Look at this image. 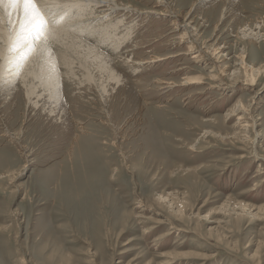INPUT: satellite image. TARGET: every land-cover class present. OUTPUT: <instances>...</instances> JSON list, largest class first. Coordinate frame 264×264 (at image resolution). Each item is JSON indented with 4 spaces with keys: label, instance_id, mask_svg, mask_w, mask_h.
<instances>
[{
    "label": "rangeland",
    "instance_id": "374dc122",
    "mask_svg": "<svg viewBox=\"0 0 264 264\" xmlns=\"http://www.w3.org/2000/svg\"><path fill=\"white\" fill-rule=\"evenodd\" d=\"M115 2L125 85L0 80V264H264V0Z\"/></svg>",
    "mask_w": 264,
    "mask_h": 264
},
{
    "label": "bare ground",
    "instance_id": "6f19581e",
    "mask_svg": "<svg viewBox=\"0 0 264 264\" xmlns=\"http://www.w3.org/2000/svg\"><path fill=\"white\" fill-rule=\"evenodd\" d=\"M115 1L116 0H38L41 17L45 21L43 29L40 30V35L38 37L35 35V30L39 21L34 20L31 16L26 19L23 13V5L0 4V80H4L5 82L19 75L17 80L19 81L20 79L19 82L25 89L27 98L30 100L32 94L35 93L36 87L34 81L38 78V72H45L42 74L45 76V80L49 84L52 83V85H55L56 82H59V80L61 81L58 65L63 68L67 67L66 70L70 72V69L72 70V68H70L72 64L71 56L74 54L77 58H80V63H82L83 66H88L92 71L98 72V75L97 73L95 75L87 74L84 78L86 81H89L95 85V87L99 88L102 96L104 95L103 93L108 91L107 86L113 89L114 85H125L124 83L120 84L122 80L121 75L112 69L111 65L107 62L109 56L104 55L102 51L99 50L100 45H105L107 42L110 51L116 53L122 49L126 43L133 41L136 37L134 31L137 21L133 23L134 20L128 18L127 15V20H125V18L124 20L122 18L112 19L111 12H117L115 14L118 15L124 10L128 14V9L131 8L118 5ZM105 2H109L108 6H110L111 10L108 11V9L104 7ZM194 4L195 1L192 3L191 7H193ZM101 5L102 9L97 8L101 7ZM131 9L132 11H136L133 7ZM136 12L149 13L148 10H137ZM178 18H181V16L176 15V19ZM22 25L25 26L23 31L21 29ZM91 35L94 36H92L94 41L93 45L87 40V38L90 40L88 36ZM53 51H55V53H53ZM214 53L211 54L210 58L214 57ZM55 54L60 55L58 58L60 63L53 57ZM28 55H30V58L27 59L26 57ZM118 56L122 57L119 53L114 57ZM195 56L199 55L195 54ZM240 59L245 69V82L251 85L255 84L260 69L248 65L243 54ZM157 60H160V58L152 56L149 60H142V63L151 65L150 63L156 62ZM125 62H131L128 68L132 73L137 72L140 68V66L139 68L137 67L138 65L134 67L136 62L132 59H127ZM3 67L5 70H3ZM19 69H22L20 74H18ZM144 69L147 70L146 67L141 70L143 71ZM72 71V75H66L67 78L71 79V77H74ZM86 71L87 73L89 72L88 70ZM211 77L214 81H221L224 74L222 70H219L217 73L211 74ZM201 79L200 76L186 77L187 82L183 83H203ZM158 82L165 81L158 79L157 83ZM206 121L208 122L210 119ZM103 175L106 176L104 173ZM104 181L107 182L106 178ZM105 192L107 193V191Z\"/></svg>",
    "mask_w": 264,
    "mask_h": 264
},
{
    "label": "snow or ice",
    "instance_id": "6c2138e0",
    "mask_svg": "<svg viewBox=\"0 0 264 264\" xmlns=\"http://www.w3.org/2000/svg\"><path fill=\"white\" fill-rule=\"evenodd\" d=\"M8 3L10 5H23V13L27 19L31 16L34 20L39 21L35 30V35H40V30L43 29L45 21L41 17V10L38 7V0H0V4ZM31 23V21H30ZM25 26L22 25L21 29L24 30Z\"/></svg>",
    "mask_w": 264,
    "mask_h": 264
}]
</instances>
